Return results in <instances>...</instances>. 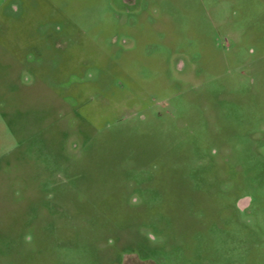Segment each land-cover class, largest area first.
Masks as SVG:
<instances>
[{"label": "rangeland", "instance_id": "rangeland-1", "mask_svg": "<svg viewBox=\"0 0 264 264\" xmlns=\"http://www.w3.org/2000/svg\"><path fill=\"white\" fill-rule=\"evenodd\" d=\"M0 264H264V0H0Z\"/></svg>", "mask_w": 264, "mask_h": 264}, {"label": "flooded vegetation", "instance_id": "flooded-vegetation-1", "mask_svg": "<svg viewBox=\"0 0 264 264\" xmlns=\"http://www.w3.org/2000/svg\"><path fill=\"white\" fill-rule=\"evenodd\" d=\"M122 1H123V3L126 6H130L131 4H134V2H135V0H122ZM175 65H176L177 70H179V71H183L184 70V66L185 65H184V63L182 61L177 60Z\"/></svg>", "mask_w": 264, "mask_h": 264}]
</instances>
